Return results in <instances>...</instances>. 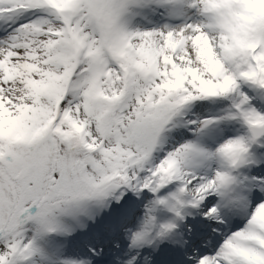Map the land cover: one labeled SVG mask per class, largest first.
<instances>
[{"label": "snow or ice", "instance_id": "1", "mask_svg": "<svg viewBox=\"0 0 264 264\" xmlns=\"http://www.w3.org/2000/svg\"><path fill=\"white\" fill-rule=\"evenodd\" d=\"M0 264H264V0H0Z\"/></svg>", "mask_w": 264, "mask_h": 264}]
</instances>
